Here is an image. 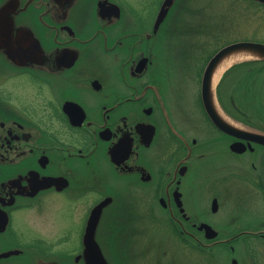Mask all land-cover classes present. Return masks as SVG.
Wrapping results in <instances>:
<instances>
[{"label": "flooded vegetation", "instance_id": "obj_1", "mask_svg": "<svg viewBox=\"0 0 264 264\" xmlns=\"http://www.w3.org/2000/svg\"><path fill=\"white\" fill-rule=\"evenodd\" d=\"M17 1L12 22H0V252L19 253L0 264H85L88 218L106 199L95 238L108 264H176L146 238L153 223L187 256L223 248L228 264H264V144L254 136L264 127L237 120L244 111L221 81V108L250 134L215 125L205 66L192 86L170 74L166 21L178 0L157 27L164 0L151 22L118 0ZM62 208L74 226H58ZM19 213L29 242L16 236Z\"/></svg>", "mask_w": 264, "mask_h": 264}, {"label": "rangeland", "instance_id": "obj_2", "mask_svg": "<svg viewBox=\"0 0 264 264\" xmlns=\"http://www.w3.org/2000/svg\"><path fill=\"white\" fill-rule=\"evenodd\" d=\"M118 1L126 4L136 19L151 22L158 0ZM166 22H172L175 25L173 27L175 33L171 34H174L176 39L173 45L167 46L163 56L169 58L167 66L172 71L170 74L175 72L177 82L184 86L186 83L191 86L195 84L207 60L226 44L236 41L264 43V6L250 0H178L177 5L171 9ZM246 61L248 60H238L232 65ZM191 74V81L185 78V76L189 78L188 75L191 76ZM236 77H238V84L235 87L233 80ZM220 85L224 94L230 89L229 92L233 99L244 111V114L237 118L238 121L251 126L249 128L264 127L263 61L240 64L221 79ZM113 181L116 182V180ZM66 211H69V208H62L57 218V221L60 222L59 227L73 225L70 223ZM26 214L30 215L27 212ZM23 217L24 213L16 215L14 227L17 238L25 243L31 240L33 234L29 220H24ZM105 225L103 222L102 227ZM148 225L150 231L146 234V238H149L151 242L159 241L169 249L165 260L176 264H187L188 259H191L194 264L229 263L230 253L223 248L198 252L199 254L195 252L194 256H187L177 248L173 234L166 229L168 227L164 230H157L155 228H158V224ZM102 227L98 238L103 244H108L110 240ZM65 246L69 247L70 243ZM103 246L107 255H111L109 251H115L114 255H117V250L121 247L116 243H112V246L109 247ZM17 260L21 264H27L28 262L23 261H29V258L24 256Z\"/></svg>", "mask_w": 264, "mask_h": 264}, {"label": "water", "instance_id": "obj_3", "mask_svg": "<svg viewBox=\"0 0 264 264\" xmlns=\"http://www.w3.org/2000/svg\"><path fill=\"white\" fill-rule=\"evenodd\" d=\"M256 1L264 3V0H256ZM172 2L173 0H164L155 20V27H157L166 18L169 8L172 5ZM17 5H18L17 0H9L7 3H5L0 8V22H12L10 17V12L15 10ZM112 6L113 8L116 9V12L118 13L119 12L118 7L113 4ZM239 53L247 54L250 57L238 59V60L264 61V43L253 42V41H237L222 47L208 61L203 73L202 84H201L202 101L211 120L215 123V125H217L223 131H226L228 133L237 136L250 134V133L249 131L234 125L222 113L221 108L217 104L216 85L219 78L222 76L225 70H227L232 65V63L238 60L231 62L220 73L218 80L214 85H213V76L222 61H224L227 57L231 55L239 54ZM254 136L256 141L264 144V135H254ZM106 203H108V199L97 204L91 210V214L88 218V222L83 238L84 249L82 253L85 264H108L95 238V230L98 224L101 209ZM3 219H1L0 225L4 227L6 221L5 219L4 220ZM18 253L19 250H9L5 252H0V258L8 257L10 255L18 254Z\"/></svg>", "mask_w": 264, "mask_h": 264}, {"label": "bare ground", "instance_id": "obj_4", "mask_svg": "<svg viewBox=\"0 0 264 264\" xmlns=\"http://www.w3.org/2000/svg\"><path fill=\"white\" fill-rule=\"evenodd\" d=\"M250 57L249 55L247 54H242V53H239V54H234V55H231L229 57H227L224 61H222L220 63V65L218 66L217 70L215 71L214 73V76H213V85L216 83V81L218 80V77L220 75V73L233 61L235 60H238V59H243V58H248Z\"/></svg>", "mask_w": 264, "mask_h": 264}]
</instances>
